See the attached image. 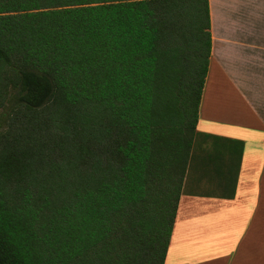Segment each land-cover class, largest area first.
Segmentation results:
<instances>
[{"label":"trees","instance_id":"16d2710c","mask_svg":"<svg viewBox=\"0 0 264 264\" xmlns=\"http://www.w3.org/2000/svg\"><path fill=\"white\" fill-rule=\"evenodd\" d=\"M210 27L208 0H0V264H164Z\"/></svg>","mask_w":264,"mask_h":264},{"label":"crops","instance_id":"0c3cea01","mask_svg":"<svg viewBox=\"0 0 264 264\" xmlns=\"http://www.w3.org/2000/svg\"><path fill=\"white\" fill-rule=\"evenodd\" d=\"M208 3L196 124L208 136L195 147L164 264H264V0Z\"/></svg>","mask_w":264,"mask_h":264},{"label":"rangeland","instance_id":"374dc122","mask_svg":"<svg viewBox=\"0 0 264 264\" xmlns=\"http://www.w3.org/2000/svg\"><path fill=\"white\" fill-rule=\"evenodd\" d=\"M3 72L9 73V70L5 68ZM16 92L17 89L13 88L11 85L7 87L6 92L5 90H2L3 105L2 107H0V131H4L5 129L9 128V124L11 122L14 123L15 125H20V118H17L16 113L12 111V107L16 100ZM199 139L200 138H197L196 141L198 142Z\"/></svg>","mask_w":264,"mask_h":264}]
</instances>
